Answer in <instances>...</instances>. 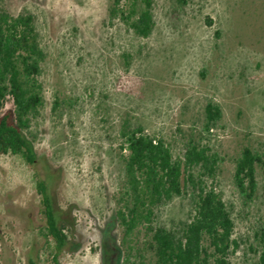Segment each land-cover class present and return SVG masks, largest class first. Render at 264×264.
I'll return each mask as SVG.
<instances>
[{
    "label": "rangeland",
    "instance_id": "obj_1",
    "mask_svg": "<svg viewBox=\"0 0 264 264\" xmlns=\"http://www.w3.org/2000/svg\"><path fill=\"white\" fill-rule=\"evenodd\" d=\"M134 1L123 0V9ZM1 3L11 15L34 16L46 58L39 77L44 104L25 134L37 162L0 155V264H54L36 175L75 221L60 264H155L150 228L179 234L192 209L191 189L155 205L150 222L140 219L126 235L118 218L128 200L124 126L163 140L174 158L183 157L189 138H203L218 159L215 177L204 180L235 224L239 247L230 262L258 264L264 164L252 202L240 196L233 175L246 146L264 162V0H153L148 37L110 17L112 0ZM209 102L222 117L206 132Z\"/></svg>",
    "mask_w": 264,
    "mask_h": 264
},
{
    "label": "trees",
    "instance_id": "obj_2",
    "mask_svg": "<svg viewBox=\"0 0 264 264\" xmlns=\"http://www.w3.org/2000/svg\"><path fill=\"white\" fill-rule=\"evenodd\" d=\"M136 2L125 11L123 0H112L110 17L119 15L137 35L148 37L155 25L153 0H142L144 6L140 9ZM45 58L34 16L11 15L1 3L0 155L19 156L31 167L35 166L37 155L25 134L44 104L39 77ZM221 117L219 106L209 102L205 107V131L209 132ZM121 135L125 141L122 148L128 151L123 159L128 200L118 211V218L126 235L134 231L140 219L150 222L155 205L186 195L191 189L192 209L179 234L164 226L150 228L149 248L155 264H231L230 256L239 247L233 238L235 224L221 194L209 188L204 180L215 177L218 159L202 144L203 138H189L183 157L174 158L166 142L145 134L141 127L124 126ZM263 164L261 156L249 146L236 159L234 186L248 202L255 198L257 167ZM35 182L45 221L44 235L54 242L57 250L53 263L60 264L58 253L68 243L75 221L71 210L56 206L48 182L38 175ZM255 240L257 249L252 250L258 256V264H264V222L255 232ZM29 264L36 263L29 259Z\"/></svg>",
    "mask_w": 264,
    "mask_h": 264
}]
</instances>
